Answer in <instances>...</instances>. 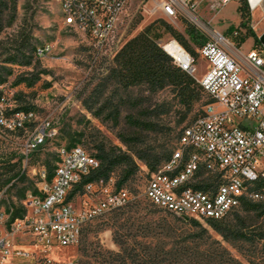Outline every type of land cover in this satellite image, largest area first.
Here are the masks:
<instances>
[{
	"label": "built area",
	"instance_id": "2783aa9c",
	"mask_svg": "<svg viewBox=\"0 0 264 264\" xmlns=\"http://www.w3.org/2000/svg\"><path fill=\"white\" fill-rule=\"evenodd\" d=\"M52 1L65 26L88 37L94 53L111 59L126 42L121 22L134 4L143 19L164 20L188 15L193 6V0ZM215 1L221 7L230 0ZM246 3L252 12L264 0ZM179 45L178 56L161 47L195 78L210 101L183 127L170 158L148 175L143 194L156 208L181 218L219 220L244 198L264 199V48L244 54L220 33L196 48L197 58ZM49 51L46 45L37 54L42 57ZM198 57L207 63L200 78L196 77ZM32 118L31 110L7 117L0 107V123L8 128L22 127ZM55 133L50 122L42 120L26 140V157ZM57 152L52 178L48 180L45 168L39 170L37 192H27L22 217L10 220L12 208H0V264L34 263L33 251L14 246L12 238L18 233L30 234L31 242L46 251L76 245L85 225L132 199L126 189H115L113 179L86 182L68 199L98 161L79 145L63 146ZM36 263L51 264V260L44 256Z\"/></svg>",
	"mask_w": 264,
	"mask_h": 264
},
{
	"label": "rangeland",
	"instance_id": "374dc122",
	"mask_svg": "<svg viewBox=\"0 0 264 264\" xmlns=\"http://www.w3.org/2000/svg\"><path fill=\"white\" fill-rule=\"evenodd\" d=\"M242 1L230 0L219 7L215 0H193L189 13L194 18L180 14L174 20L165 21L183 35L194 49L196 58V48L199 46H195L184 33L185 23L194 27L203 36L202 43L213 38L214 32L220 33L245 54L252 48H264L262 41H255L250 36L251 32L258 38L264 34V3L252 12L248 9L249 14L246 16L245 26L239 27L241 16L238 6ZM136 8L137 4H134L123 16L120 30L124 33V40L127 41L146 26L151 25V33L158 35L156 41L159 45L162 46L170 41L178 42L175 37L164 30L159 18L143 19ZM23 32L29 33L36 47L46 45L50 47V51L40 57L36 65L20 66L6 62V58L16 49L18 35ZM206 65V61L198 57L196 61L197 78L205 72ZM2 67L12 70V74L6 76V81L0 83V107L4 115L9 117L15 108L25 107L33 112V118L22 127L15 129L0 123V185L6 177L12 176L18 169H24L25 172L23 181L14 179L2 186L0 208L16 203V195L23 186L36 185L39 170L47 169L44 161L53 162L58 157V149L67 144L66 134L68 132L88 127L97 130L111 144L126 150V147L119 141L117 133L126 129L124 115L131 109V105L127 103L128 98L138 95V88L128 85L126 72L121 71L116 76L113 75L110 55L101 56L94 53L88 37L63 24L58 5L52 0H16L14 21L0 32V72H2ZM39 71L40 78L32 86H26L24 83L12 84L17 74L24 73L29 76L30 72ZM98 93H102L99 94L100 100L106 97L114 102L124 101V104L119 105L117 125L105 117L96 118L88 111L85 101L97 97ZM171 97L169 89L156 94L157 101ZM98 105L96 104L95 108ZM200 109L201 102H198L181 122H178L179 113H176V110L171 112L168 117L169 125L174 127L175 132H178ZM104 115L105 113L101 114V116ZM42 120L49 121L56 129V133L47 139L38 150L30 152L26 157V140ZM175 142L176 138L173 139L171 145L174 146ZM80 146L88 150L86 146ZM136 163L138 170L134 181L129 185L132 191L130 195L141 205L155 209L150 217L162 219L166 223L164 228L156 229L146 238L138 234L137 241L170 243L185 240L191 244L192 240L197 241V233L206 234L210 239L218 240L242 264H264V246L261 243L257 245L256 250L247 248L246 244H241L238 248L223 240L205 220H197L199 225H193L189 220L177 219L151 207L143 194L148 169L140 161L136 160ZM242 214L246 215L244 212ZM108 218L103 215L100 219L93 220L76 245L58 246L53 251H46L40 244L32 243V236L27 233H18L13 236L12 241L15 247L29 252L33 251L34 263L26 260L24 264H37L36 260L44 256L51 260V264L73 260L76 264H115L110 261L109 253L119 252V247L112 241L111 229L106 223Z\"/></svg>",
	"mask_w": 264,
	"mask_h": 264
},
{
	"label": "trees",
	"instance_id": "16d2710c",
	"mask_svg": "<svg viewBox=\"0 0 264 264\" xmlns=\"http://www.w3.org/2000/svg\"><path fill=\"white\" fill-rule=\"evenodd\" d=\"M238 11L241 16L238 26H245L246 16L249 14L246 0L240 3ZM15 15L16 0H0V32L11 25ZM158 20L166 32L175 37L187 51L195 54L194 49L181 33L175 31L164 19L159 18ZM184 33L195 46H200L203 42V36L188 23H185ZM250 36L255 41H260L253 32ZM157 37L158 35L151 33V25H148L128 39L111 59L113 75L116 76L121 71L126 72L128 85L138 88V95L128 98L127 103L131 105V109L124 115L126 129L117 133L119 141L126 147V150L111 144L97 130L88 127L66 134L67 144L65 147L84 145L90 152L85 150L98 161L97 168L83 177L81 183L68 195V199L72 198L76 192L82 191V186L86 182H107L110 179H113L115 189H126L130 193L129 185L134 181L138 170L136 160L145 165L149 175L162 166L176 148L180 133L185 125L175 132L174 127L169 125L170 113L176 110V113H179L178 122H181L191 112L193 106L201 102L200 111L188 120L187 125L201 114L203 106L210 101L195 78L181 70L173 62L172 57L157 43ZM38 48L30 39L29 33H20L16 49L6 58V62L20 66L36 65L40 58L37 54ZM2 72H0V83L6 81V76L11 75L12 70L2 67ZM39 78L40 71L30 72L29 76L20 73L15 76L12 84L24 83L26 86H32ZM166 89H169L172 97L157 101L156 94ZM99 94L102 93H98L97 97H92L87 102L85 101L88 111L96 118L105 117L117 125L119 105L124 104V101L114 102L111 98L106 97L100 100ZM96 104H99L97 108H95ZM18 110L29 109L17 107L12 113ZM102 113L105 115L101 116ZM175 138L176 142L172 146L171 142ZM58 160L59 157L55 158L53 162L44 161L48 180L52 178ZM24 178V169H18L12 176H8L2 181L0 190L3 185L9 184L14 179L23 181ZM27 192L36 193V186H23L16 195V203L4 206L7 211L12 208L10 220L24 215L26 209L23 200ZM150 206L156 208L151 203ZM153 212L155 209H149L147 205H141L140 202L132 198L126 205L105 214V217H109L106 223L110 226L112 241L119 247V252L109 253L112 263L242 264L218 240L210 239L206 234L197 233V241L192 240L191 244L185 240L170 243L137 241L138 234L146 238L156 229L166 226L162 219L150 217ZM242 212L246 215H243ZM165 213L182 220L179 216ZM98 219L100 217L95 221ZM189 221L193 225H199L195 219L189 218ZM205 221L223 240L233 246L240 248L241 244H246L247 248L253 250H256L260 243L264 246V199L244 198L224 218ZM90 224L92 221L83 227L81 235Z\"/></svg>",
	"mask_w": 264,
	"mask_h": 264
},
{
	"label": "bare ground",
	"instance_id": "6f19581e",
	"mask_svg": "<svg viewBox=\"0 0 264 264\" xmlns=\"http://www.w3.org/2000/svg\"><path fill=\"white\" fill-rule=\"evenodd\" d=\"M188 16L194 18V16L192 14H190V13L188 14ZM197 23H199V22L197 21ZM213 34L216 36V32H214ZM163 45H164L165 49L169 53H171L172 55H174V56H178L181 53V48L182 47L179 45L178 42L170 41V42H167V43H165Z\"/></svg>",
	"mask_w": 264,
	"mask_h": 264
},
{
	"label": "water",
	"instance_id": "95a60500",
	"mask_svg": "<svg viewBox=\"0 0 264 264\" xmlns=\"http://www.w3.org/2000/svg\"><path fill=\"white\" fill-rule=\"evenodd\" d=\"M259 39H260V41H262V43H264V34H262V35L259 37ZM182 219H184V220H186V221L189 220V218L186 217V216H182Z\"/></svg>",
	"mask_w": 264,
	"mask_h": 264
}]
</instances>
